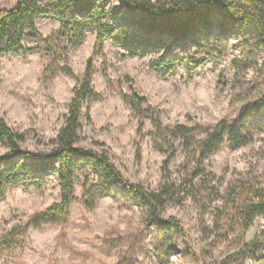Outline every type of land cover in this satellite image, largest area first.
<instances>
[{
    "label": "clouds",
    "instance_id": "1",
    "mask_svg": "<svg viewBox=\"0 0 264 264\" xmlns=\"http://www.w3.org/2000/svg\"><path fill=\"white\" fill-rule=\"evenodd\" d=\"M79 2L0 0V264H264V0ZM123 5L231 34L132 52Z\"/></svg>",
    "mask_w": 264,
    "mask_h": 264
},
{
    "label": "trees",
    "instance_id": "2",
    "mask_svg": "<svg viewBox=\"0 0 264 264\" xmlns=\"http://www.w3.org/2000/svg\"><path fill=\"white\" fill-rule=\"evenodd\" d=\"M91 8L88 0H80L75 11L81 14H87ZM212 9L201 5L192 8L187 13H167L160 16L151 15L140 9L129 8L123 5L113 12L117 18L118 25H126L129 29L122 40L124 47L135 52L145 48H165L166 51L172 46H178L186 42L196 40L198 34L210 35L215 30L217 34H231V28L228 23L214 24L211 17ZM123 13L122 16L119 13ZM119 39V38H117ZM257 112V108H255ZM248 115L242 113V118ZM19 155V153H17ZM79 153L74 155L78 158ZM55 157L47 160H41L33 157L26 161L28 167L34 174L43 175L52 166ZM14 159L5 161L9 167L13 166Z\"/></svg>",
    "mask_w": 264,
    "mask_h": 264
},
{
    "label": "rangeland",
    "instance_id": "3",
    "mask_svg": "<svg viewBox=\"0 0 264 264\" xmlns=\"http://www.w3.org/2000/svg\"><path fill=\"white\" fill-rule=\"evenodd\" d=\"M213 33H216V31L214 30L213 31ZM212 33V34H213ZM217 34V33H216ZM218 35H221V34H218ZM228 34H222L221 36H227ZM202 36H205L204 34H198L197 35V38H196V40L195 41H193V42H191V41H189V42H186V43H183V44H179L178 46H180V47H186V46H188V45H190V44H198L199 43V39L202 37ZM174 47H177V46H172L171 48H169V50H167V51H165V57H162V59H164V58H166L167 56H169V55H171L172 54V49L174 48ZM127 48V47H126ZM159 49H156V48H145V49H143V51H158ZM255 106H253L252 108H246L245 110H244V114L246 115H248V116H255V114H256V111H255Z\"/></svg>",
    "mask_w": 264,
    "mask_h": 264
}]
</instances>
